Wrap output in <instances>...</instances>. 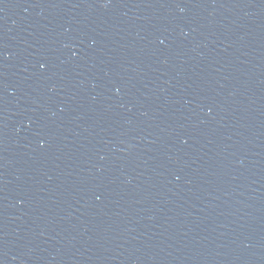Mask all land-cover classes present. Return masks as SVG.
Segmentation results:
<instances>
[{"label": "water", "instance_id": "95a60500", "mask_svg": "<svg viewBox=\"0 0 264 264\" xmlns=\"http://www.w3.org/2000/svg\"><path fill=\"white\" fill-rule=\"evenodd\" d=\"M0 264H264V0H0Z\"/></svg>", "mask_w": 264, "mask_h": 264}]
</instances>
